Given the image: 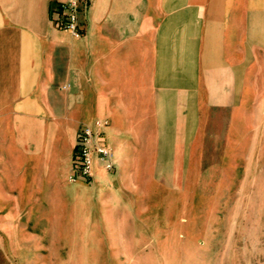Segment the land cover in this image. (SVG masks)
I'll return each mask as SVG.
<instances>
[{
	"label": "crops",
	"instance_id": "crops-1",
	"mask_svg": "<svg viewBox=\"0 0 264 264\" xmlns=\"http://www.w3.org/2000/svg\"><path fill=\"white\" fill-rule=\"evenodd\" d=\"M56 1L0 0V264L172 253L176 208L264 170V0H78V36ZM96 120L114 167L71 179Z\"/></svg>",
	"mask_w": 264,
	"mask_h": 264
},
{
	"label": "rangeland",
	"instance_id": "rangeland-1",
	"mask_svg": "<svg viewBox=\"0 0 264 264\" xmlns=\"http://www.w3.org/2000/svg\"><path fill=\"white\" fill-rule=\"evenodd\" d=\"M254 179L253 191L206 193L201 206L181 209L179 216L176 208L170 217L176 230L169 239L172 253L72 256L71 241L58 240V259L61 264H264V170Z\"/></svg>",
	"mask_w": 264,
	"mask_h": 264
},
{
	"label": "built area",
	"instance_id": "built-area-1",
	"mask_svg": "<svg viewBox=\"0 0 264 264\" xmlns=\"http://www.w3.org/2000/svg\"><path fill=\"white\" fill-rule=\"evenodd\" d=\"M52 13L59 27L69 30L75 36L80 35L77 22L78 0L56 1ZM102 124L103 121L96 120L93 127L83 124L78 128L72 153L71 179L90 178L93 155L99 157L105 170L113 169L112 153L99 139V128Z\"/></svg>",
	"mask_w": 264,
	"mask_h": 264
}]
</instances>
